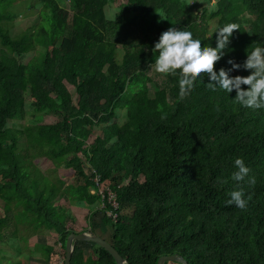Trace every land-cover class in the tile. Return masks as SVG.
<instances>
[{
  "label": "trees",
  "instance_id": "1",
  "mask_svg": "<svg viewBox=\"0 0 264 264\" xmlns=\"http://www.w3.org/2000/svg\"><path fill=\"white\" fill-rule=\"evenodd\" d=\"M15 1L0 0V264H63L68 236L95 233L100 213L109 236H99L126 264L174 254L189 264H264V109L240 106L234 89L211 90L206 74L180 97L178 75L157 73L152 50L170 26L215 46L210 21L233 22L238 29L214 69L230 67L229 58L242 63L264 45V0H38L41 20L19 37L3 24L17 17L8 9ZM27 95L36 119L58 120L10 126L23 118ZM36 157L64 158L76 182L45 175L32 164ZM237 157L255 183L232 179ZM93 171L116 193V220L110 205L101 208ZM235 189L247 198L243 209L226 203ZM74 206L88 211V228ZM20 227L55 231L59 251L41 242L28 247ZM71 264L117 262L99 245L77 241Z\"/></svg>",
  "mask_w": 264,
  "mask_h": 264
},
{
  "label": "clouds",
  "instance_id": "2",
  "mask_svg": "<svg viewBox=\"0 0 264 264\" xmlns=\"http://www.w3.org/2000/svg\"><path fill=\"white\" fill-rule=\"evenodd\" d=\"M235 29H238V25L233 22L216 26L210 33L211 37L215 33V46H212L210 43H204L201 37L194 36L187 27H168L153 43L152 50L157 53L153 61L155 71L178 75L180 97L185 96L194 87L198 78L203 81L202 74H206V85L211 90L216 91L218 88L229 94L234 89L233 99L240 106L264 109V45L253 46L246 53L242 63L229 58L226 64L230 67L220 66L214 69V63L226 55ZM240 68L249 70V74H230ZM242 85L247 87L242 88ZM233 164L236 169L232 173L233 180L239 182L248 177L249 184L255 183V178L248 176L250 169L241 157H237ZM229 196L227 204H234L241 209L246 206L247 198L242 189L232 190Z\"/></svg>",
  "mask_w": 264,
  "mask_h": 264
},
{
  "label": "rangeland",
  "instance_id": "3",
  "mask_svg": "<svg viewBox=\"0 0 264 264\" xmlns=\"http://www.w3.org/2000/svg\"><path fill=\"white\" fill-rule=\"evenodd\" d=\"M60 1H64L63 3H61L62 5L66 6L67 2L65 0H58ZM30 3V6H28ZM216 1L212 2V5H215ZM115 5H117L116 3H114L111 7H107L106 9V15L108 18H112L115 14V11H117V9H115ZM14 15H16L17 17L13 20V21H4L3 24L5 27L9 28V31L11 32V34L14 37H19L23 34L26 33V31H29V29H33L36 26V23H38L41 20L40 17V11L42 9V5L39 3L38 0H29V1H25V0H16L15 3H13L9 8H8ZM217 26V22L215 20L210 21V31H212L215 27ZM4 49L3 46L0 43V50ZM9 53H11V50H8ZM31 55H28L27 59H30ZM26 59V57H25ZM70 90L72 91L74 97H76V92H75V88L74 86L68 84ZM32 100V98L30 97V95L26 96V105L25 107H23L21 109L22 112H24V116L23 118L18 117L14 120H11L10 122V126L13 127H18V128H22L24 125H28V124H35V122H54L58 120V117L56 115H44L42 118L36 119V117H34V111L32 110L31 106H30V101ZM98 132V129H94L93 131V135L91 136V141L93 140L94 135ZM98 134V133H97ZM69 158V157H67ZM66 160L64 158L58 159L56 161V164H54L51 160H49L48 158L45 157H36L32 160V164L38 168L40 171H42L45 175L50 176L52 179L54 178H62V180H64L66 182V184H70V183H75V172L73 170L72 167L68 166L67 163L65 162ZM76 161H78L80 163L81 160H79V158H76ZM28 165V164H27ZM82 165L85 168V171L88 175L91 174V171L89 172L88 170V163L87 160L82 156ZM147 172H149V169H147ZM0 207H2V202H0ZM134 209L132 207H126L123 210V213L125 215H132L133 214ZM74 213H75V217L77 219V221L79 222V224H81L83 226L84 223L87 224L88 226V211L86 209H80V210H75L74 209ZM100 219H101V213L96 215L95 220L94 221V226H96L95 229V233L97 235H103L105 237H108L109 234L108 232L105 233V228L104 226L100 223ZM86 226V227H87ZM98 226V227H97ZM21 229L19 230V234L23 237H25L28 240V247H31L32 244L38 240V239H43L42 236H39L40 232H32L30 230H28L25 227H20ZM88 228V227H87ZM42 233V232H41ZM56 239V238H55ZM56 243H58V240H55ZM19 244L22 247H25V243L20 241ZM10 255H15V250H13L12 248L9 250ZM91 251L90 249L87 250L86 254H90ZM24 261V264H41L38 261L35 260H29L28 262L25 261L24 259H22ZM60 263H62V259H60Z\"/></svg>",
  "mask_w": 264,
  "mask_h": 264
},
{
  "label": "water",
  "instance_id": "4",
  "mask_svg": "<svg viewBox=\"0 0 264 264\" xmlns=\"http://www.w3.org/2000/svg\"><path fill=\"white\" fill-rule=\"evenodd\" d=\"M77 241L93 242L102 247L104 250H107L110 255L116 260L117 264H126V258L122 257L111 243L102 239L99 235L89 232L71 233L68 236L66 241V257L63 264H71V259L74 252V243ZM167 260H178L184 264H189L184 256L178 254L162 255L158 260V264H165V261Z\"/></svg>",
  "mask_w": 264,
  "mask_h": 264
},
{
  "label": "built area",
  "instance_id": "5",
  "mask_svg": "<svg viewBox=\"0 0 264 264\" xmlns=\"http://www.w3.org/2000/svg\"><path fill=\"white\" fill-rule=\"evenodd\" d=\"M92 180L93 183L97 187V194L101 197L102 205L101 208L105 205H110L111 209H109V215L113 220L117 219V210L119 209V203L117 201L116 193L108 186H104L101 181L100 177L95 174V172H92ZM105 204V205H104Z\"/></svg>",
  "mask_w": 264,
  "mask_h": 264
},
{
  "label": "crops",
  "instance_id": "6",
  "mask_svg": "<svg viewBox=\"0 0 264 264\" xmlns=\"http://www.w3.org/2000/svg\"><path fill=\"white\" fill-rule=\"evenodd\" d=\"M74 209L75 210H80L82 208H79V207H75L74 206V207H72L73 212H74ZM83 226H87V224L84 223ZM89 229H90V227H89ZM36 232H40L38 237H40V235H41L43 239L42 240L41 239H38L35 242H41L43 244H46L48 246L53 247L55 253H57L59 251V249L61 247V244L59 242V236H58V234L55 231H53V230H46V229H43L42 228V229H39ZM55 238L58 240V243L55 242V240H56Z\"/></svg>",
  "mask_w": 264,
  "mask_h": 264
}]
</instances>
